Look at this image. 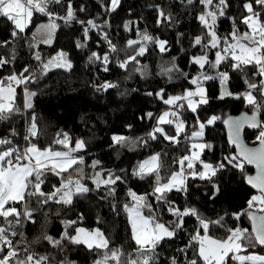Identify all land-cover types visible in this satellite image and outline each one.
<instances>
[{
	"label": "trees",
	"instance_id": "obj_1",
	"mask_svg": "<svg viewBox=\"0 0 264 264\" xmlns=\"http://www.w3.org/2000/svg\"><path fill=\"white\" fill-rule=\"evenodd\" d=\"M244 2L246 0H227L229 7L225 9L226 15L218 21L217 31L220 36H226L232 30L233 20L241 32L246 30V26L240 22L243 16L248 15L243 8ZM68 3L73 7L76 20L65 24L63 20L57 19L58 27L50 45L40 43L41 36L37 32L38 28L49 22L47 16L34 14L33 22L15 39L11 36V23L0 18V42H7L0 44V55L7 58L14 52L16 57L11 64L0 67V78L12 72L19 73L24 67H29L30 71L37 69L39 62L35 59L36 53L47 61L63 52L72 63L71 69L52 68L46 75L37 72L33 82L17 88V106L20 112L13 115L9 122H0V137L8 136L14 145L23 148L26 145L24 136L32 123V116L35 115L39 134L32 143L41 148L52 145L59 150L60 146L54 145L53 141L58 138V134L67 133L73 145L77 139L85 142V148L77 153L84 158V164L76 167H82L86 176L93 173L90 167L93 161H99L96 170H111L121 175L123 182L118 181L114 186L116 195L113 197L106 196L105 188L96 189L90 179H85L84 183L92 191L75 196L70 206L52 202L41 206L37 202L38 198H29L28 207L35 210L32 217L35 222L23 221V226L16 227L18 233H24L23 240L19 235L12 237L17 251L24 255L27 248L38 255H46L50 258V264H94V260L99 258L98 253L89 251L83 245L64 240L62 248H53L43 240L44 233L60 238L65 231L62 221L76 220L77 225L73 228L79 226L87 230L99 229L110 241V248H119L125 258H130L128 254H132L131 258H134L135 244L131 239L130 225L122 205L130 202L127 195L129 190L138 195L151 193L153 177L140 180L132 175V169L150 155L160 153L162 176L166 177L173 169L178 170L179 165L174 160L188 154L186 149L190 142L184 140V135H190L194 129L199 130L195 124L197 116L205 123L213 115L221 117L214 124L206 125L199 142L212 146L211 149H204L201 160L213 165L224 162L226 167L211 180L188 178L186 192L172 191L167 194V198L181 210L187 206L196 208L206 219L217 220L223 217V226H210L213 236H225L227 228L240 227L251 231L246 215L240 220H236L233 215L247 209L248 200L255 195L244 183V177L251 171L246 167L243 172L238 168L232 169L224 160L225 156L234 155V149L226 140L223 120L253 111L243 98H235L246 91L247 87L239 71H233L228 64H222L218 69L229 74L226 87L233 96L218 99L221 91L219 81L208 80L203 82L209 97L208 104L200 105L196 114L186 110V105L185 109H181V118L186 121V132L181 134L179 145L173 146L159 134L155 141L147 137V133L156 126V119H149L146 114L151 112L154 117H158L164 111L170 110L161 99L147 93H156L163 89L165 99L168 96L181 95L184 90L194 87L184 74L192 78L201 71L197 65L191 63L192 56L201 54L200 46L193 47L194 38L202 34L197 19L202 6L198 0H194L192 5H186L182 0H119L115 11L110 10L111 0H62L61 4H52L49 8L57 16H63ZM257 10L264 11L258 6ZM161 11L165 15L170 14L171 19L160 17ZM158 19L160 23H157ZM88 20H93L99 27L91 29L85 40V25L77 21ZM145 31L156 39L167 41V51L162 53L154 43L149 42L145 54L138 57L139 64H129L127 69L119 68L117 61L125 59L132 51L126 47L127 41L137 39L138 33ZM105 36L107 39H104ZM77 41L86 46L78 48ZM108 41L116 46V52L109 50ZM30 43H35L36 47H30ZM92 52H96L101 58L104 55L109 56V71L103 70L104 64L100 60L89 62ZM214 52L215 50L209 51L210 60H214ZM173 64L178 70L174 69L171 73L164 71ZM137 68L143 69V72L136 71ZM205 71L215 75L208 66ZM245 71L250 75L254 68L250 67ZM255 79L259 81L260 77ZM105 82L114 83L117 87L97 90V86ZM25 87L36 93L32 97L33 107L27 110L23 109ZM258 115L264 120V108H261ZM161 127L174 134L171 126ZM12 129L17 133L15 137L10 136ZM113 135L144 137L148 143L147 146H113ZM250 135L247 131L244 134L247 144ZM196 167L199 169L200 165L197 164ZM122 169L125 171H121ZM73 176L75 178L74 174ZM59 183L60 178L49 173L42 189L49 192L54 185L59 186ZM216 189L219 192L213 196ZM147 199L156 209V215L161 222L167 223L175 219L161 209L153 196L147 195ZM113 205L119 207L118 212L113 210ZM15 206L23 211V205ZM198 227L196 217H185L183 229L174 238L162 241L156 249L155 264H172L173 259L176 264H187L185 252L181 249L187 248L188 259L194 257L193 248L188 245ZM68 231L74 234L73 229ZM34 241L38 242L33 243ZM255 249L264 251L258 246L248 250Z\"/></svg>",
	"mask_w": 264,
	"mask_h": 264
},
{
	"label": "snow or ice",
	"instance_id": "obj_2",
	"mask_svg": "<svg viewBox=\"0 0 264 264\" xmlns=\"http://www.w3.org/2000/svg\"><path fill=\"white\" fill-rule=\"evenodd\" d=\"M186 5H192L194 0H182ZM62 0H0V18L10 22L13 30L11 36L15 39L21 33H24L29 25L33 22L34 14L39 13L47 16L49 22L37 29L40 34V43L50 45L53 36L57 30L56 20H63L69 24L76 20L73 7L68 3L66 14L57 16L49 6L52 4H61ZM202 6L197 19L201 25L202 34L194 38L193 47L200 46L201 54L194 55L191 63L197 65L201 70L195 77L185 78L194 86L192 89H186L181 95L168 96L164 98V90L161 89L156 93L148 92L147 95H155L163 103L169 106L170 110L164 111L158 117L153 113H147L149 119H156V126L147 133V137L155 141L158 135L162 136L173 146L179 145L181 134L186 132V121L182 119L181 109L197 113L200 105H206L209 97L203 87V82L208 80H218L221 85V91L218 99L223 100L225 97L234 94L228 91L226 84L229 80L227 72L218 71L222 64H228L233 71H239L247 86L246 91L239 93L235 98H243L246 104L251 106L252 114L242 115L237 119H224L223 123L228 128L229 144L235 145L236 154L225 156L224 160L228 165L244 171L245 164L253 165L256 169L255 175H246V182L256 189L258 195H253L247 202V209L240 213H234L236 220L242 216H247L251 221V231L247 228H227L226 235L216 237L211 234L210 226H223V217L217 220H209L202 217L194 207H184L183 210L174 206V202L167 198V194L172 191L186 192L188 178L211 180L219 171L223 170L226 165L224 162H218L213 165L201 160V155L205 148L211 149L210 144L199 142L203 137L206 125H212L219 116H211L206 123L202 122L197 116L195 124L199 130H192L190 135H184V140L190 142L186 152L174 160L179 165L178 170H171L168 175H161V154L155 153L147 159L138 162L132 169V175L140 180L153 177L152 192L147 194L153 196L161 205L162 210H166L175 219L167 223L161 222L156 215V209L147 199V195H138L136 192L129 190L127 195L130 202L122 205L124 212L127 214L128 223L131 229V239L135 244V256L128 254L130 258H125L119 248H110V241L105 234L99 229L87 230L83 227L76 226V220H64L65 231L60 238L44 233L43 240L47 241L53 248H62V241L67 240L72 244L84 245L89 251L98 253L99 258L94 260V264H155L156 249L162 241L172 239L177 232L184 227L185 217L194 216L198 221L199 227L190 238L188 247L193 248L194 257L187 258V248L181 249L185 252L187 264H264V255L249 253V248L257 245L264 247V124L257 121V113L264 108V11H258L257 6L264 10V0H246L243 3L244 10L248 15L243 16L240 22L246 26V30L241 32L233 20L232 30L226 36H220L217 31L218 21L226 15L225 9L229 7L227 0H198ZM119 0H111V11H115ZM164 19H171L170 14L165 15L163 11L159 13ZM85 25L83 34L87 40L89 32L93 28H98L93 20L77 21ZM157 23H160L159 19ZM128 24H125V29ZM36 37L34 35L33 40ZM104 39H107L105 36ZM149 42L154 43L160 52L167 51V41L159 40L148 34L146 31L138 33L137 39L127 41L126 47L131 49V54L125 59L118 60L117 65L121 69H127L129 64H139L138 57L145 54ZM7 42H0L6 44ZM109 50L116 52L115 45L108 41ZM30 47H36L35 43H30ZM86 45L77 41L78 48H84ZM215 50L214 60L209 59V51ZM15 53L12 52L9 57L0 55V67L11 64L15 60ZM35 59L39 62L37 69L31 70L24 67L19 73L12 72L7 76L0 78V122H9L11 117L20 112L17 106L18 92L17 88L22 85L33 82L36 79V73L46 75L52 68L71 69L72 63L68 60L67 54L60 52L57 55L43 60L39 53L35 54ZM89 62L100 60L104 64V71H109V56L104 55L102 58L92 52L89 56ZM206 66L213 69L215 75L205 71ZM254 68L249 75L245 71L247 68ZM146 68V66H144ZM176 69L175 64L164 71L173 72ZM136 71L143 72V69L137 68ZM29 73L30 75H26ZM260 77L259 81L255 78ZM117 87L116 84L105 82L97 86V90H107ZM36 93L24 89L23 108L31 109L33 107L32 97ZM259 97V99H258ZM161 125L171 126L174 134L166 131ZM247 125L249 128H259L256 141L258 147H248L240 139L241 129ZM129 127H131L129 125ZM38 127L35 115L32 116V123L27 129L24 136L26 145L20 148L13 144V140L8 136L0 137V264H50V258L46 255H38L35 251H29L25 248L24 255L17 251L12 237L19 235L21 240L24 239L23 232H17L18 225L23 226V221H35L32 219L34 209L28 207L29 198H38L39 205L44 206L49 202L70 206L77 195H84L92 191L84 181L90 179L96 189L105 188L106 196H115L118 181L123 182L121 175L115 174L111 170H96L99 161H93L91 168L93 173L86 176L82 167L77 165L84 164V158L77 155L78 152L85 148V142L77 139L73 143L67 133L58 134V138L53 141L54 145H59L56 149L52 145L41 148L32 143V140L38 137ZM17 135L15 129L10 132L11 137ZM113 146L128 147L130 145L147 146L148 140L144 137L131 138L124 135H113L111 137ZM130 150H133L130 148ZM199 164L198 169L196 165ZM125 171V170H121ZM51 173L60 178L59 186L54 185L53 189L45 192L42 189L47 175ZM68 173V175H64ZM75 175V178L73 176ZM213 187L216 188L215 184ZM219 189L213 193L218 194ZM23 205V211L17 209L15 205ZM114 211H119L117 205H113ZM146 210V212H145ZM59 214V213H57ZM73 229L74 234L68 231ZM39 239V238H38ZM38 242L34 241L33 243ZM247 253V254H241ZM64 264V262H61ZM71 264V262H68ZM172 264H176L173 259Z\"/></svg>",
	"mask_w": 264,
	"mask_h": 264
},
{
	"label": "water",
	"instance_id": "obj_3",
	"mask_svg": "<svg viewBox=\"0 0 264 264\" xmlns=\"http://www.w3.org/2000/svg\"><path fill=\"white\" fill-rule=\"evenodd\" d=\"M252 113H241V114H239V115H237V116H231V117H227L226 119H228V118H232V119H237V118H239V117H241L242 115H251ZM257 121L260 123V121H261V119H260V117H259V115H258V113H257ZM223 127H224V130H225V135H226V140H227V142H228V144H229V139H228V128L225 126V124L223 123ZM257 129L258 128H249V127H247V125H245L242 129H241V132H240V139H241V141L245 144V145H247L248 147H258L259 145L258 144H256V145H249V144H247L246 143V141L244 140V134H245V132L247 131V132H250V133H252V132H254V131H257ZM231 147H233V149H234V155L236 154V147H235V145H231V144H229ZM245 167L248 169V170H250L251 171V173L250 174H248V175H255V173H256V169H255V167L253 166V165H247V164H245ZM244 183L246 184V186L248 187V188H250L251 190H252V192L254 193V194H258V192H257V190L256 189H254V188H252L251 187V185H249L247 182H246V179H245V177H244ZM249 220V219H248ZM249 224H250V230H251V221L249 220ZM260 249H264V247H261V246H259V245H257Z\"/></svg>",
	"mask_w": 264,
	"mask_h": 264
},
{
	"label": "built area",
	"instance_id": "obj_4",
	"mask_svg": "<svg viewBox=\"0 0 264 264\" xmlns=\"http://www.w3.org/2000/svg\"><path fill=\"white\" fill-rule=\"evenodd\" d=\"M260 123L264 124V120H261ZM259 130L260 129L258 128L257 131H254V132L251 133L250 138L248 139L249 145L258 144V142L256 141V136L258 135Z\"/></svg>",
	"mask_w": 264,
	"mask_h": 264
},
{
	"label": "rangeland",
	"instance_id": "obj_5",
	"mask_svg": "<svg viewBox=\"0 0 264 264\" xmlns=\"http://www.w3.org/2000/svg\"><path fill=\"white\" fill-rule=\"evenodd\" d=\"M203 87L205 88V86L203 85ZM205 90H206V88H205ZM23 94V93H22ZM23 97H24V94H23ZM24 100V99H23ZM24 109V108H23ZM202 157H203V153H202V155H201V159H202ZM232 169H233V167H232ZM255 195H258V194H255ZM84 246V245H83ZM248 252L249 253H256V254H260V255H264V251H262V250H258V249H255V250H248ZM241 254H247V253H241ZM230 264H235V262H231L230 261Z\"/></svg>",
	"mask_w": 264,
	"mask_h": 264
}]
</instances>
